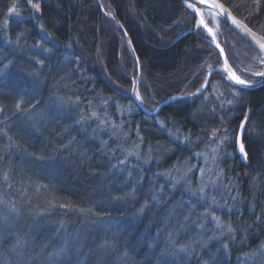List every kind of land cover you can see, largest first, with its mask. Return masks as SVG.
<instances>
[{
  "label": "trees",
  "instance_id": "trees-1",
  "mask_svg": "<svg viewBox=\"0 0 264 264\" xmlns=\"http://www.w3.org/2000/svg\"><path fill=\"white\" fill-rule=\"evenodd\" d=\"M221 1L264 36V0ZM107 2L111 20L99 0H0V199L8 204L0 222V264H166L161 243L169 231L168 204L154 207L147 168L135 172L137 179L146 172L142 185L133 178L127 184L114 168L122 165V151L86 125L107 99L138 106L128 91L135 66L146 107L157 109L176 97L156 114L138 107L127 120L158 160L153 171L209 148L227 112L216 82L240 93L236 112L224 117L233 131L246 119L247 162L237 154L223 161L245 200L242 213L232 212L231 219L237 231L249 221L250 231L264 234V85L238 89L219 69L198 94L223 60L182 0ZM219 20L218 28L209 18L205 22L231 67L241 79L257 81L261 54ZM158 116L188 135L192 146L161 131ZM131 188L135 197L127 199Z\"/></svg>",
  "mask_w": 264,
  "mask_h": 264
},
{
  "label": "rangeland",
  "instance_id": "rangeland-1",
  "mask_svg": "<svg viewBox=\"0 0 264 264\" xmlns=\"http://www.w3.org/2000/svg\"><path fill=\"white\" fill-rule=\"evenodd\" d=\"M99 2L104 15L111 20L112 12L107 0ZM200 13L204 20L210 19L214 28L219 27L220 20L213 12L201 10ZM209 27L213 30L211 26ZM123 43L127 45L125 39ZM235 49L238 53H243L244 50L239 42ZM245 54L250 55L248 52ZM135 67L138 69L134 74L135 81L128 91L146 107L143 102L144 96L141 94L142 75L139 67ZM213 87L218 88L217 98H222L220 105L222 110L227 112L225 116H221L222 126L213 132L209 148L196 151L194 157L174 163L163 170H152L153 163H158V160L152 156L150 145L144 143L139 131H133L127 126L129 116L138 112V106L133 101L125 103L115 99L108 103L107 99L106 103L101 102L98 105L99 109L89 113L86 125L90 126L89 132L96 131L100 136L106 137V140L115 141L117 149L122 151V159L119 162L122 165L114 168L118 167L117 172L124 173L127 184L130 183V178H133L135 184L142 185V180L146 181V172L145 175L140 174L138 179L135 172L137 168L138 170L147 168L148 183L151 182L154 187L151 192L154 207L168 204L166 216L169 225L166 223V226L169 227V231H166L165 240L161 243L163 251L161 263L264 264V234L260 233L258 228L250 231L253 222L249 221L243 226V230L235 229L231 219L232 212L242 213L245 200L239 183L226 175L223 165L224 160L232 159L236 154V148L229 149V145L235 144L238 131L237 129L233 131L234 128L224 124L237 108L238 104L235 102L241 95L237 91L229 92L220 88L217 82ZM110 106L112 111L109 109ZM146 108L155 110L152 107ZM155 120L161 125V131L168 132V136L174 142L192 146L189 140L186 141L190 137L182 134L180 128L174 125L169 127V123L160 116ZM173 151L174 148L169 149L168 154ZM134 190L131 188L125 197L127 199L135 197ZM144 205L139 207L138 211H142ZM7 208L8 204L0 199V222L6 218ZM254 209V205L249 204L248 210L253 212ZM172 222L177 223L176 227L173 226L176 229L173 231L170 230ZM257 223L261 221L257 220Z\"/></svg>",
  "mask_w": 264,
  "mask_h": 264
},
{
  "label": "water",
  "instance_id": "water-1",
  "mask_svg": "<svg viewBox=\"0 0 264 264\" xmlns=\"http://www.w3.org/2000/svg\"><path fill=\"white\" fill-rule=\"evenodd\" d=\"M183 4L186 8H188L196 17L198 20V23L207 31V33L212 37V44L213 46L219 51L223 64L219 67H216L214 69H211L208 72L207 79L205 81V84L203 87L198 91V94H202L206 87L209 84V79L211 74L214 70H223L226 73L227 79L230 81V83L238 88V89H244V90H254L262 85H264V75H260V73H264V47H261V45H264V36L255 31L253 28H251L245 21L237 17L221 0H182ZM216 5H220L221 7H216ZM201 10H208L213 12L216 16H218L222 21L227 24L230 28H232L236 33H238L241 37H243L249 44H251L262 56V62L261 67L262 71L258 73L259 79L255 82H248L243 79H241L233 70L231 67L226 54L224 52V49L220 45L217 34L214 30H212L209 25L206 24L204 21L200 11ZM236 77H238L240 80L245 81L244 84H240L237 82ZM176 97H171L168 99H165L160 105L157 107L156 110H150L146 108L144 105H142L138 100L135 99L136 104L138 107L144 111L147 114H156L159 112L161 107L165 104H167L169 101L175 99ZM244 119L239 127L238 134L236 137V154L238 155L239 159L243 162H247V153L245 151V146L243 143V132H244V126H245ZM241 145H243V152H241Z\"/></svg>",
  "mask_w": 264,
  "mask_h": 264
},
{
  "label": "snow or ice",
  "instance_id": "snow-or-ice-1",
  "mask_svg": "<svg viewBox=\"0 0 264 264\" xmlns=\"http://www.w3.org/2000/svg\"><path fill=\"white\" fill-rule=\"evenodd\" d=\"M35 7H39V5L37 4V5H34ZM216 7H221L220 5H216ZM10 11H14V9H11ZM261 47H264V45H261ZM260 75H264V73H260ZM236 79H237V82L238 83H240V84H244L245 83V81H243V80H240L238 77H236ZM243 145H241V152H243Z\"/></svg>",
  "mask_w": 264,
  "mask_h": 264
}]
</instances>
